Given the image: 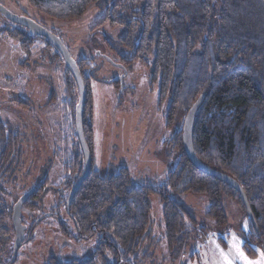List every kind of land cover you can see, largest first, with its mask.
Wrapping results in <instances>:
<instances>
[{"label":"trees","instance_id":"1","mask_svg":"<svg viewBox=\"0 0 264 264\" xmlns=\"http://www.w3.org/2000/svg\"><path fill=\"white\" fill-rule=\"evenodd\" d=\"M26 1L38 14L59 21L79 19L93 5L108 0ZM119 6L127 9V15L123 19L108 16L110 26H123L120 44L133 53L121 63L128 68L131 62H138L150 70L151 87L158 86L159 104H167L165 127L173 131V149L179 153V162L169 171L166 186L158 191L134 186L125 168L112 176H99L93 166L90 78L84 73L90 64L85 59L76 61L86 85L83 131L92 166L66 210L70 188L84 170L76 142L64 169L66 176L61 184L67 196L61 206L77 236L70 235L65 224L59 223V230L76 242L96 236L99 246L91 258L70 264H109L107 256L115 259L114 264H125L148 232L151 194L160 196L165 239L169 252L176 254L199 226L184 207L168 196L170 192L206 196V215L216 227L228 224L224 200L234 201L249 226L247 233H240L242 250L253 259L258 255L256 249L264 246V0H116L112 9ZM8 33L27 56L35 39L46 41L24 29ZM55 52L60 59L59 52ZM114 82L120 93V83ZM64 86V103L71 110L74 126L76 85L67 68ZM200 96L204 98L192 133L195 155L202 164L239 183L257 228L246 215L240 195L229 185L198 171L184 153L182 129L174 126ZM21 143V135L15 134L10 124L0 122V179L8 172V163L16 158ZM42 186L34 189L22 208L32 212L37 207L34 200L41 197ZM11 211L0 198V247L11 239ZM25 237L31 240V233Z\"/></svg>","mask_w":264,"mask_h":264},{"label":"rangeland","instance_id":"2","mask_svg":"<svg viewBox=\"0 0 264 264\" xmlns=\"http://www.w3.org/2000/svg\"><path fill=\"white\" fill-rule=\"evenodd\" d=\"M115 1L93 5L79 19L59 21L38 14L26 0H0V5L52 31L75 61L85 59L90 64L84 73L90 78L93 166L99 176H112L125 168L134 186L158 191L166 186L169 171L179 162V153L173 149V131L165 127L167 104L160 106L158 86L151 87L150 70L138 62H131L126 69L121 65L122 59L128 60L133 53L120 44L123 26H110L108 16L123 19L127 15L126 8L112 9ZM13 29L24 28L0 14V122L10 124L22 137L16 158L8 163V172L0 179V198L12 210L23 194L43 185L41 197L34 200L37 207L32 212L21 209V220L27 227L25 236L31 233L32 238L20 247L13 264L81 263L92 257L99 246L98 238L76 242L59 230L62 223L70 235L77 236L61 206L67 196L61 184L66 176L65 165L71 161L78 142L71 110L64 103L66 65L62 57L57 58L55 49L39 38L34 40L30 56L22 53L19 42L8 33ZM119 77L124 86L121 93L114 82ZM74 97L77 102V86ZM184 118L178 117L176 130L182 129ZM168 196L184 207L206 233L197 227L172 255L165 239L160 196L151 194L148 232L125 264H264V246L256 249L258 255L253 259L242 250L240 233H247L249 226L234 201L224 200L228 224L216 227L206 215V196L173 192ZM10 237L0 247V264L11 262L13 230ZM107 262L114 264L115 259L107 256Z\"/></svg>","mask_w":264,"mask_h":264},{"label":"water","instance_id":"3","mask_svg":"<svg viewBox=\"0 0 264 264\" xmlns=\"http://www.w3.org/2000/svg\"><path fill=\"white\" fill-rule=\"evenodd\" d=\"M0 14L4 16L5 19L10 21L12 24L18 25L26 30L29 31V33L34 36H40L46 41H49L51 45L56 49L57 52H59V55H61L63 62L66 65V68L71 74L75 85L77 86V94H78V101L75 106V114H74V120H75V135L77 138V141L79 142L81 154L83 155L84 160V170L81 176L77 179L76 183L70 188L71 190L68 193L67 196V202H66V210L68 209L69 204L72 202V198L78 191L80 185L83 183V181L87 178L89 175V172L91 170V153L89 151V147L87 145V142H85L84 138V131H83V117H84V111H85V101H86V85H84V80L82 77V74L80 73V70L78 68L77 62L71 57L69 51L63 44L62 40H60L52 31L45 29L43 26H41L39 23L35 22L31 18H28L26 16H18L16 14H12L7 8H5L2 4L0 5ZM118 83H120V93L124 90V86L122 83V77H119L116 79ZM203 96H200L194 104L189 108L187 113L185 114V118L182 124V148L184 149V153L188 159V161L192 162L194 167L206 175L216 178L218 181L229 185L232 187L241 197L242 204L244 205L246 215H248L251 224L256 227L254 215H252L251 209L249 204L247 203V199L245 196V193H243L242 188L240 187L239 183L235 182L232 178H230L228 175H224L219 171H214L208 166H206L204 163L197 159L194 149H193V124L194 120L197 116V112L201 106V102L203 101ZM34 189L26 192L23 194L13 205L12 211H11V226L14 233V244H13V252L11 257V262L9 264H13L16 261V257L18 254V251L20 250V247L23 245L24 242L30 241V237H25L26 233V225L22 223L21 220V209L23 205L26 203V201L32 196L34 193ZM50 215V214H49ZM45 218L42 217L39 221L43 220Z\"/></svg>","mask_w":264,"mask_h":264},{"label":"snow or ice","instance_id":"4","mask_svg":"<svg viewBox=\"0 0 264 264\" xmlns=\"http://www.w3.org/2000/svg\"><path fill=\"white\" fill-rule=\"evenodd\" d=\"M240 255H243L242 253H240ZM245 264H253V262L250 261H245Z\"/></svg>","mask_w":264,"mask_h":264},{"label":"flooded vegetation","instance_id":"5","mask_svg":"<svg viewBox=\"0 0 264 264\" xmlns=\"http://www.w3.org/2000/svg\"><path fill=\"white\" fill-rule=\"evenodd\" d=\"M122 65V64H121ZM123 66V65H122ZM124 69H126L125 67H124Z\"/></svg>","mask_w":264,"mask_h":264}]
</instances>
